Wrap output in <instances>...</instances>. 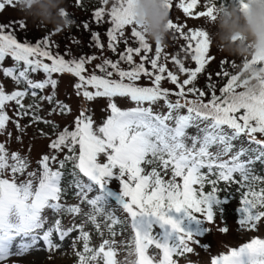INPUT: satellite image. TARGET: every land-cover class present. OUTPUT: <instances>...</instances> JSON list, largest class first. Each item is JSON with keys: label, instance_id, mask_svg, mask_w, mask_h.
<instances>
[{"label": "snow or ice", "instance_id": "1", "mask_svg": "<svg viewBox=\"0 0 264 264\" xmlns=\"http://www.w3.org/2000/svg\"><path fill=\"white\" fill-rule=\"evenodd\" d=\"M20 2L0 0V12L6 7L16 9ZM135 3L100 0V6L92 12L94 23L110 25L107 45L98 32H92L94 46L101 54L105 48L117 53L121 42L126 45L115 61L95 54L66 59L70 53H54L49 37L36 44L18 40L14 25L23 29V21L0 24V73L16 86L8 91L0 82V136L5 137L0 141V264H7L10 256H23L40 241L49 251L58 249L59 242L75 232L84 242L83 253H77L79 264H89L97 257L104 264H116L109 240L93 250L82 224H63L65 216H83L98 231L101 220L122 223L109 211L110 201H115L130 218L137 264H175L172 256L191 253L189 242L199 243L195 238L202 235L201 226L209 231L205 225L214 222L217 211L223 214L222 206L228 200L218 195L221 181L235 184L240 192L236 211L241 228L255 229L264 222V187L257 188L264 184V177L255 171L257 161L264 164V138H257V134L264 137V79L252 89L237 91L243 86L238 83V75H231L220 88V95L211 84L210 94L206 93L196 81L213 59L208 55L211 41L207 31L185 32V25L169 19L168 29L186 41L181 46L184 57L195 63V67H188L179 55H172L170 59L177 68L172 71L161 62L162 45L156 43L154 56L148 55L152 49L145 39L146 29L136 23ZM198 3L165 0V7L169 12L176 7L188 17L214 20L215 0H206L204 10L194 12ZM237 3L241 11L248 9V0ZM126 26H131L130 35L138 46H130ZM83 27L88 29L90 25L84 23ZM8 58L13 62L11 66H5ZM97 59L101 62L94 63ZM250 62L264 63V54L253 56ZM122 63L128 67H122ZM38 73L44 78L35 79ZM65 73L78 78L74 85L77 96L87 101L108 99L110 114L103 124L96 126L90 109L81 110L72 126L62 130L54 120L41 115L45 102L52 105L47 117L71 113L72 109L56 98L59 81L54 74ZM221 74L229 76L227 71L217 73ZM142 79L149 84H140ZM163 81L170 82L174 89L163 87ZM46 91L49 94H44ZM208 95L210 99L205 100ZM173 96L175 100L170 98ZM29 98L31 102L26 103ZM117 98L134 106L122 109ZM25 117H29V125L48 126L54 137L48 144L50 151L36 161V169H32L27 155L7 146L13 137L9 124L23 132L27 126L20 121ZM189 129H195V134ZM41 134L49 135L43 129ZM15 139L22 142L19 135ZM69 163L72 180L64 186ZM114 179L119 181V192L109 187ZM206 185L210 190L205 191ZM70 190L78 204L65 202ZM112 224L107 225L109 231ZM54 234L59 242H54ZM150 246L161 250L159 261L147 255ZM212 264H264V239H252L233 248L213 258Z\"/></svg>", "mask_w": 264, "mask_h": 264}, {"label": "rangeland", "instance_id": "2", "mask_svg": "<svg viewBox=\"0 0 264 264\" xmlns=\"http://www.w3.org/2000/svg\"><path fill=\"white\" fill-rule=\"evenodd\" d=\"M203 3L204 0H199L197 7L193 11L204 10ZM22 5L23 4L20 2L16 9L6 7L3 12H0V20L3 22L10 20L23 21L26 27L40 25V27L48 30L61 24L59 16H61L62 11H65L69 18H75L81 13V10L76 4V0H38L25 9ZM231 12L232 10L227 12L220 11L216 8L215 19L212 20L208 17H188L179 8L174 7L170 10V19L174 23L185 25V32H188L189 29H203L207 31L208 37L211 41L208 55L213 58L209 61L208 66L216 68L218 61L221 58H230L233 56L238 59L241 55L248 54L251 48L253 49L254 44L246 40L245 36L242 34L232 36V40L235 41V44L229 43L226 39L228 32L225 25L232 23V20L230 19ZM240 24L243 25L244 21L241 20ZM176 34L179 38V33L175 30H169L168 37L164 38L167 48L173 44V37H176ZM237 45L240 46L239 52L236 51ZM234 60L236 61V59ZM12 63L11 59L8 58L6 59L5 66H11ZM240 65H242V63ZM88 67L91 71L92 65H89ZM43 78V73L35 74V79ZM54 78L59 81L56 90V98L67 104L72 111L67 115L56 114L52 117H47V111L51 109L52 105H48L45 102L43 104L44 111L41 112V115L54 120L60 129L64 125L73 124L75 117L79 115L81 110L90 109V114L92 115L96 126L103 124L104 120H106L105 118L110 114L107 98L99 97L93 101H87L82 96H77L76 94L77 90L74 85L78 82V78L68 73L63 75L54 74ZM0 82L5 84L6 90L8 91H11L16 87L9 78H4L2 73H0ZM142 82L145 85L149 84V81L146 79H143ZM162 84L165 88L174 89L170 82H163ZM44 94H49V92L46 91ZM170 98L173 100L176 99L174 96ZM188 98L192 99L193 97L189 96ZM117 100L119 101L118 106L122 109L134 106L130 102H125L121 98H117ZM27 101L28 99L26 102ZM9 115H13L11 109H9ZM20 123L22 126H27L24 128L23 132L18 131L14 125L9 124L8 131L13 133V137L7 146L11 151H20L21 154L27 155L32 161V169H36V161L45 154L50 139L53 138L51 135L52 130L42 123L29 125V117L23 118ZM41 129L49 135H42ZM17 135L21 136L22 142L16 141L15 137ZM4 138L5 137L0 136V141H3ZM203 171L206 172V169ZM65 179L66 176L62 183H64ZM109 187L113 191L119 192V181L115 179L112 180ZM207 188L210 187L205 186V191H207ZM218 188L221 189L218 195L221 198H227L228 200V203L222 206L224 208L223 214L217 211L214 222L205 225L209 231H206L202 236L196 237L199 243L192 242L191 246H189L193 249L191 253H184L181 256H175L176 264H212L213 258L229 252L232 248L240 247L244 242L252 240L254 237L264 239V222L258 223L255 229L240 227L238 223L239 216L236 214V207L239 204L240 195V192L236 190L237 186L235 184H226L221 181ZM68 201L75 204L74 199H68ZM73 222H75V220L70 217H65L63 220L65 226H71ZM224 227H227V232L221 231ZM78 237L79 233L75 232L72 234V237L67 238L63 242H59L58 237L54 234V242H59L61 244L60 248L49 251L44 246V242L40 241L35 248L31 249L23 256H10L7 260V264H72L74 262L77 248L82 245ZM73 238H76L75 247H72ZM104 240H109L111 242V247L115 251L114 259L116 264H137L138 258L135 253L134 244L125 243L127 235H114L109 237L103 233V235L96 240L97 248L100 247ZM105 250L107 251V246ZM147 254L149 256L151 254L154 258L159 257V251L154 246L149 247Z\"/></svg>", "mask_w": 264, "mask_h": 264}, {"label": "trees", "instance_id": "3", "mask_svg": "<svg viewBox=\"0 0 264 264\" xmlns=\"http://www.w3.org/2000/svg\"><path fill=\"white\" fill-rule=\"evenodd\" d=\"M37 1L38 0H21V3L23 4L22 6H24L25 9L28 6H30L32 3ZM205 3L206 0H204L203 6ZM215 3H216V8L218 10L227 11V12L233 10L234 6L239 5L237 3V0H215ZM76 4L78 8L81 10V13H79L75 18H69L68 14H66L65 11H62L61 16H59L61 19V24L56 25L55 27H52L48 30L43 27H40V25L33 27L25 26L23 29H21L18 25H14L17 39L20 40L21 42L36 44L38 41H43L45 37H49L52 44V50L54 53H59L60 55H64L66 52L70 53L69 56H65L66 59L72 57L78 58L81 56H90L95 54L98 57H101V55H103L104 57H107L113 61L117 60L119 58V52L123 51L126 47V45L123 42L119 43L117 53H113L112 51L107 50V48H105L103 54H101V51L94 46V42L92 40V32H98L101 36V41L105 45H107V29L110 27V25L107 23L98 25L94 23L91 19L93 10L100 6V0H76ZM12 21L14 20L6 21V22L0 20V24L7 25ZM84 23H89L90 27L88 29H85L83 27ZM130 28L131 26H126L125 35L129 39L130 46L136 47L138 45L130 35ZM142 28L146 29L145 39L149 44L150 48L152 49V51L148 53L149 56H154L155 45L156 43H159L160 45L163 46V50L161 54V62L166 63V65L169 67L170 70L172 71L177 70L176 66L172 63L170 59L172 55H179L180 58L184 59L186 66L195 67V63L191 61L189 58L184 57V53L181 51V46L186 43V41L183 38L181 37L178 38L177 34L176 37L172 36L174 38V42L167 48V44L165 43L164 38L157 39L155 42H153L151 38L147 35V26L144 25L142 26ZM49 33H52V35L49 36ZM258 54H264V51L256 50L255 46L253 45V49L251 48L248 54L241 55L240 58L238 59L233 56L230 58H225V57L221 58L218 61L216 68L209 67L208 66L209 62H208L205 66V70L201 74H198V78L196 81L197 87L204 90L206 93L210 94L211 89L208 87V85L211 84L215 87L216 94L220 95V91H219L220 88L224 87L227 84L230 76L238 75V83H240L243 86V88L242 87L238 88L236 89L237 91H243L244 89L248 90L254 88L257 85V83H259L260 80L264 79V63L253 64L250 62L253 56ZM164 56H168L169 59L165 61L163 59ZM136 59L137 62H139V57H137ZM234 59H236V61ZM100 62H101L100 59L94 61V63H100ZM222 62H224L223 66H222ZM241 63L242 65H240ZM121 66L124 68L128 67V65L123 63L121 64ZM146 67H150V65L146 64ZM224 71H227L229 73V76H224L222 74L217 75V73H223ZM180 75L182 79L185 78L184 74H180ZM209 76H211V79H209ZM142 80L139 81V83L145 85L142 82ZM163 82H167V81H163ZM173 87L175 86L173 85ZM207 99H210V95L205 97V100ZM30 102L31 99L29 98L26 103H30ZM105 119H107V117ZM65 126H72V124L64 125L59 130H62ZM189 132L190 134H195V129H189ZM259 135L260 134H257L258 139L261 137ZM235 143H237V146H239V142H235ZM49 151H50L49 148H47L45 154L48 153ZM60 158L61 159L63 158V154H61ZM147 170H150V168ZM71 171H72V165L69 163L65 169L67 175L64 183H62L64 186H67L69 183H71L72 180V176L70 174ZM255 171L257 175L264 177V164H261L259 161H257L255 165ZM206 186L210 187L209 185ZM259 187H264V184H260L257 186V188ZM208 190H210V188H207V191ZM68 199H74L75 204L79 203L78 199L75 197V195L71 190L69 191L67 197H65V202L68 204H72L71 202L68 201ZM110 204L111 207L109 208V211L113 212L115 216L120 221H122V223L112 224L111 221L101 220L100 221L101 228L98 231L96 230L94 225L86 221L85 217L81 216L79 218L74 219L75 222L73 223L82 224L84 230L89 233L90 239L88 243H89V247L92 248L93 250L98 249L96 240L101 235H103V233L109 237L114 235H127V240H125V243L126 244L129 243L132 245L134 244L133 242L134 232L131 228L130 218L127 217V214L122 210V208L119 205L115 203V201H110ZM83 207L85 211H88L87 205H84ZM238 207H240V195H239V204L236 207V209ZM236 214L239 216V213L237 211ZM108 224H112L111 231H109V228L107 226ZM193 227H195V225H193ZM201 230H202V235H204L206 231H203V226H201ZM202 235H198V236H202ZM253 239H256V237H254ZM80 241L82 245L77 248L75 252L74 262L72 264H79V257L77 253H83L84 251L83 249L84 242L82 240ZM250 241L251 240H248L243 244L248 243ZM191 244L192 242H189V246H191ZM228 253L229 252L224 253L222 255H226ZM85 255L90 256L91 253H85ZM175 256H181V254H175ZM175 256H173L172 258L174 261H175ZM150 257H152L151 254ZM154 259L155 261H159V258H154ZM89 264H104V260L101 257H97L96 260H90Z\"/></svg>", "mask_w": 264, "mask_h": 264}, {"label": "clouds", "instance_id": "4", "mask_svg": "<svg viewBox=\"0 0 264 264\" xmlns=\"http://www.w3.org/2000/svg\"><path fill=\"white\" fill-rule=\"evenodd\" d=\"M136 23L147 26V35L153 42L157 39L167 38L169 29L167 23L170 12L165 7V0H136ZM231 24H226L229 43L235 44L233 35H244L246 40L254 44L255 49L264 51V0H248V9L241 11L240 6H234L230 14ZM244 24L241 25L240 21ZM240 46H236L239 52Z\"/></svg>", "mask_w": 264, "mask_h": 264}]
</instances>
